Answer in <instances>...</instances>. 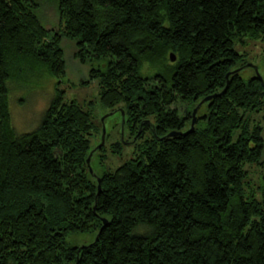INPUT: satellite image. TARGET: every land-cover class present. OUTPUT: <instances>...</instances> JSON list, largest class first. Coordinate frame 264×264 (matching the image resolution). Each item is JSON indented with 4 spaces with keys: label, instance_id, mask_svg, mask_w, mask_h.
I'll use <instances>...</instances> for the list:
<instances>
[{
    "label": "trees",
    "instance_id": "16d2710c",
    "mask_svg": "<svg viewBox=\"0 0 264 264\" xmlns=\"http://www.w3.org/2000/svg\"><path fill=\"white\" fill-rule=\"evenodd\" d=\"M64 38L144 142L96 176L87 158L103 164L107 145L92 146L100 127L64 90L36 130L11 123L7 81L41 67L61 83ZM249 40H264V0H0V264H264V180L246 179L264 153V70L244 78L236 48Z\"/></svg>",
    "mask_w": 264,
    "mask_h": 264
},
{
    "label": "rangeland",
    "instance_id": "374dc122",
    "mask_svg": "<svg viewBox=\"0 0 264 264\" xmlns=\"http://www.w3.org/2000/svg\"><path fill=\"white\" fill-rule=\"evenodd\" d=\"M44 23L47 28H57L55 22L58 16L54 4L44 12ZM62 45L66 46V54L72 68L70 66L67 76L62 77L61 83L58 79L49 74L43 68L25 70L18 74V77L10 78L7 81L8 87V103L11 114V123L18 135L36 130L51 104V101L57 94V88L64 90V101H76L86 110H90L93 114V122L100 127V131L96 132L92 139V146H98L102 141L103 122L109 135L106 138L107 150L105 161L103 164L98 163V159L92 162V168L98 174L105 171L115 170L118 166L133 158L138 154L139 147L143 139H138L134 143L133 136L128 128L123 124V117L120 116L121 111L111 114L112 111L105 108L100 102V88L96 80L87 81L89 67L87 64L75 63L73 53L75 45L73 42L64 38ZM236 48L241 53H247L248 64L241 70L244 78H249L256 74L254 66L259 71L264 70V40H249L247 45L236 44ZM180 106V105H179ZM201 110V111H200ZM206 111V107L199 108V112ZM254 119L264 126V107L262 110L254 112ZM104 120V121H103ZM238 131L235 132L237 135ZM136 138V137H135ZM122 141V147L119 152H112L111 144L116 141ZM248 176L251 188L256 190L264 180V153L260 163L248 164ZM250 189V187H248ZM98 231L87 233H70L67 235V242L70 245H84L97 238Z\"/></svg>",
    "mask_w": 264,
    "mask_h": 264
},
{
    "label": "water",
    "instance_id": "95a60500",
    "mask_svg": "<svg viewBox=\"0 0 264 264\" xmlns=\"http://www.w3.org/2000/svg\"><path fill=\"white\" fill-rule=\"evenodd\" d=\"M170 58H171L172 61H175V60H176V55H175L174 53H171V54H170ZM254 68H255V71H256V76L259 77V79H261V81H262L263 78H262V76H261V73H260L258 67L254 66ZM228 84H229V83H228ZM227 88H228V85L225 87V89H224L220 94L225 93V91L227 90ZM213 96H216V94H215V95H211V96H207V97H205V98L199 103V105L193 110V114H192V122H191V129H190L189 131H192V130L194 129L195 123H196V121H197V112H198L199 108L202 106V104H203L204 102L209 101ZM103 121H104V120H103ZM123 123H124V119H123ZM189 131H187V132H189ZM106 132H107V130H106L105 124H104V122H103L102 141H101V143L98 145V148H99V147H102V146L106 143ZM187 132H186V133H187ZM178 133H179V132H177V131H171V132H169V133L167 134V136L177 135ZM92 155H93V151L90 153L89 157L87 158V164L89 165L90 172L96 176V174L94 173V170H93V168H92V166H91V158H92ZM98 181H99L98 192H100V191H101V181H100V178H98ZM102 221H103L104 224H106V223L108 222V220H107L106 218H103Z\"/></svg>",
    "mask_w": 264,
    "mask_h": 264
}]
</instances>
